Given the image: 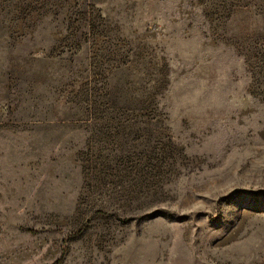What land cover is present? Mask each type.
<instances>
[{
  "label": "rangeland",
  "instance_id": "obj_1",
  "mask_svg": "<svg viewBox=\"0 0 264 264\" xmlns=\"http://www.w3.org/2000/svg\"><path fill=\"white\" fill-rule=\"evenodd\" d=\"M0 264H264V0H0Z\"/></svg>",
  "mask_w": 264,
  "mask_h": 264
}]
</instances>
